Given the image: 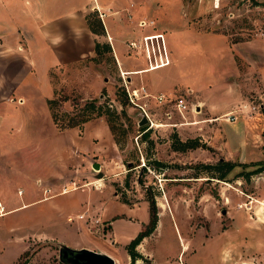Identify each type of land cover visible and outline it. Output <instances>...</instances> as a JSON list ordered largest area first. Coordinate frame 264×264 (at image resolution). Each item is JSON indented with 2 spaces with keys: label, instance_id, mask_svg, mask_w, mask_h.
Here are the masks:
<instances>
[{
  "label": "rangeland",
  "instance_id": "rangeland-1",
  "mask_svg": "<svg viewBox=\"0 0 264 264\" xmlns=\"http://www.w3.org/2000/svg\"><path fill=\"white\" fill-rule=\"evenodd\" d=\"M125 2L114 19L126 45L149 30L164 36L169 61L162 54L139 77L170 100L138 93L151 120L138 125L133 82L101 36L93 56L53 69L64 127L23 116L0 157V264H64L59 243L108 252L115 264H264V0ZM179 95L184 117L173 106ZM218 159L248 164L226 180L193 176L192 165ZM147 197L156 225L135 246L144 258L130 262L125 244L148 221ZM85 207L100 224L75 218Z\"/></svg>",
  "mask_w": 264,
  "mask_h": 264
},
{
  "label": "crops",
  "instance_id": "crops-1",
  "mask_svg": "<svg viewBox=\"0 0 264 264\" xmlns=\"http://www.w3.org/2000/svg\"><path fill=\"white\" fill-rule=\"evenodd\" d=\"M125 8V0H0V157L9 151L10 129L19 118L29 116L36 122L39 116L48 115L56 127L46 102L54 90L51 71L59 67L68 70V66L93 56L98 36L108 40L119 72L127 74L133 87L143 85L152 91L151 79H140L139 74L156 70L150 66L162 54L169 61L164 36L159 31H145L140 36L142 50L138 49L143 52L128 54L124 25L114 19H119ZM88 12H97L103 33L89 29ZM166 89L170 88L166 85ZM223 95L218 101L226 103ZM5 210L0 205V213Z\"/></svg>",
  "mask_w": 264,
  "mask_h": 264
},
{
  "label": "trees",
  "instance_id": "trees-1",
  "mask_svg": "<svg viewBox=\"0 0 264 264\" xmlns=\"http://www.w3.org/2000/svg\"><path fill=\"white\" fill-rule=\"evenodd\" d=\"M95 13L94 12H88L85 14V19L87 22V25L89 27V29L97 34L103 33V27H102V23L98 18H95ZM95 24H97V26H95ZM99 46L98 41L94 42V49L95 51L97 50ZM103 47L105 48V50H110V47L108 44H104ZM47 106L49 108L50 111V115L52 117L53 122L55 123L56 126L59 127H64L63 124H58L56 123V115L54 112V106H55V100L54 97L51 96L47 99ZM79 120H71L69 121L67 124H77ZM110 122V121H109ZM110 125V130L113 132V126L112 123H109ZM178 144H182L181 141ZM248 163L246 162H241V161H232V160H227V159H218L214 162H198L195 163L194 165H192V167H195L197 170L195 171V174L193 176L197 177V176H207V178H217V179H222V180H226V175L228 174V172L235 166H241L244 167L246 166ZM129 167V166H128ZM131 167V166H130ZM263 167H260V169ZM257 169V170H260ZM246 174L251 171H243ZM239 174V173H236ZM242 174V173H241ZM238 176V175H237ZM147 202H148V212H149V216H148V221L145 224L144 228L141 229L138 233H136L132 238H130V240L125 244V250L129 256L130 262L133 261L136 258H141L143 259L144 257L142 256L141 253H139L138 251H136L135 246L140 242V240L148 235L149 233H151L156 225V221H157V210H156V203L153 197H147L146 198Z\"/></svg>",
  "mask_w": 264,
  "mask_h": 264
},
{
  "label": "built area",
  "instance_id": "built-area-1",
  "mask_svg": "<svg viewBox=\"0 0 264 264\" xmlns=\"http://www.w3.org/2000/svg\"><path fill=\"white\" fill-rule=\"evenodd\" d=\"M98 15L101 17V13H98ZM150 24V25H149ZM137 25L138 26H151L152 25V20H144L143 18H140L137 20ZM127 46L129 48H134V49H142L143 46V40H137L134 41L133 39L128 40L127 41ZM156 47L158 48V45H156ZM127 95L129 96V101L134 104L135 106H137L140 111H142L146 117L147 120H149V122L151 121L148 117V114L145 110V103L143 104H139L137 102H135L134 98L138 97V93L139 96L141 97H147V96H151L157 103H163L166 99L170 100V97L165 96L164 93H156L155 95L150 94L149 92H147V90L145 89V87L143 85H138L135 87H131L130 89H126ZM12 99V98H11ZM173 106L175 108V110L182 116H183V112L188 108L187 103L185 102L184 97L182 96H175L173 97ZM65 189V188H64ZM86 209L75 214V218L82 220V222L84 224H90V227L93 225H98L101 223L100 217H96L93 216L92 214H89L87 212V210H89L87 207H85ZM69 219V218H68ZM88 226V225H87ZM90 227H88V229H90Z\"/></svg>",
  "mask_w": 264,
  "mask_h": 264
},
{
  "label": "water",
  "instance_id": "water-1",
  "mask_svg": "<svg viewBox=\"0 0 264 264\" xmlns=\"http://www.w3.org/2000/svg\"><path fill=\"white\" fill-rule=\"evenodd\" d=\"M139 114L138 125H142L147 119L142 111ZM57 255L59 261L64 264H115L114 258L104 251L70 247L63 243L58 244Z\"/></svg>",
  "mask_w": 264,
  "mask_h": 264
},
{
  "label": "bare ground",
  "instance_id": "bare-ground-1",
  "mask_svg": "<svg viewBox=\"0 0 264 264\" xmlns=\"http://www.w3.org/2000/svg\"><path fill=\"white\" fill-rule=\"evenodd\" d=\"M184 123V122H183Z\"/></svg>",
  "mask_w": 264,
  "mask_h": 264
}]
</instances>
